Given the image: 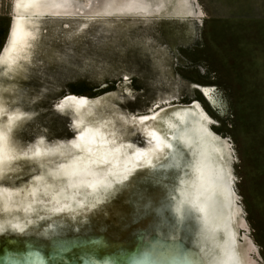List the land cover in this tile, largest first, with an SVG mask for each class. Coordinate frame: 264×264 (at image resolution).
I'll return each instance as SVG.
<instances>
[{
  "label": "bare ground",
  "instance_id": "obj_1",
  "mask_svg": "<svg viewBox=\"0 0 264 264\" xmlns=\"http://www.w3.org/2000/svg\"><path fill=\"white\" fill-rule=\"evenodd\" d=\"M132 3L143 6L144 11H125V6ZM204 16L198 0H10L8 22L0 45V105L9 110L7 114H23L24 119L17 123L15 131L30 121L33 108L26 107L25 103L34 104L46 87L50 71L69 62L71 57L78 58V62L88 60L90 55L84 51L86 44L95 46L93 54L98 56L94 62L99 80L106 76L103 73L106 68H113L119 76L114 80V88L95 94L66 91L53 101L54 111H75L76 114L71 116L70 135L49 139L42 130L35 133L32 140L24 142L15 131L11 134L8 149L19 158L5 165L7 178H0V219L4 213H31L29 210L33 207L35 210L27 217L32 224L21 223L25 224V232L20 233V240L15 241L14 236L9 235L12 224L3 226L6 239L0 243V255L36 251L42 257L41 264H125L126 256L139 249L146 237L153 236L157 228L163 229L155 209L171 202L174 214L166 213L172 223L175 215H186L184 224L188 225L189 234L182 233L189 242L198 234L202 235V231L207 232L208 227L216 229L212 243L201 246L208 257H213L211 263L254 264L255 260L249 255L253 247L248 236L243 233L240 242L237 240L238 230L244 231L245 222L232 185L229 140L212 130V119L198 98L200 96L224 115L227 103L223 93L210 84L178 80L173 71V65L178 61L174 53L178 42L187 47L195 42L197 29L204 25ZM159 23L168 24L174 34L184 37H170V44L162 46L156 37L145 33ZM14 29H19L23 38L18 45L19 58L9 70V56L17 55L11 52ZM101 31L109 37H95ZM135 45L140 49L141 59H147L158 74L152 83L168 85L170 89L184 83L198 96L184 101L178 94L170 93L152 98L143 108L127 110L121 106L119 101L123 98L134 99L132 76L127 70H119L124 59L109 61L102 58L100 52L106 56L114 52L129 59L127 52ZM77 66L81 64L77 63ZM199 70L204 72L202 67ZM99 83L105 84V81ZM61 105L62 110H58ZM142 116L149 119L141 120ZM6 123L4 114H0V130L6 131ZM88 129L99 133L97 144L93 146L94 149L99 147V152L93 159L110 150L112 161L93 164L94 171L103 175L109 170L122 171L125 166L133 169L130 179L122 184L115 182L117 176H109L113 187L107 192L103 188L93 192L90 188L68 187L69 181L60 167L79 155L85 156L87 162V154L74 149L71 141ZM152 133L162 141L159 148ZM37 148L45 154L35 159L27 158L32 157ZM53 149L55 151H50ZM172 151L181 157L177 170L169 167ZM137 153L147 155L140 160ZM149 160L154 167L148 166ZM220 175L228 188L227 225L217 213L220 212L217 206L216 211L212 209V215L209 209L212 201L217 203L216 179ZM36 176L43 180L35 181ZM134 177L143 183L138 185L133 180L134 185L124 196L130 204L128 211L122 216L119 213L114 226L108 227L101 219L90 220V215L102 210L106 212L107 204L119 194L118 190L127 187ZM73 194L75 200L70 199ZM98 198L101 202L93 209L91 205ZM189 198L196 199L197 207L185 203L181 212H177V205ZM76 201L83 202L85 207L78 208ZM64 204L71 205V210L64 213L50 211ZM53 233L72 234L80 239L74 244L49 243L48 237ZM84 234L91 239L84 240ZM42 235L47 236L42 238ZM114 238L124 243H110ZM130 240L135 243L132 250H129ZM229 246L234 260L226 250ZM25 262L22 258L17 260V264Z\"/></svg>",
  "mask_w": 264,
  "mask_h": 264
},
{
  "label": "rangeland",
  "instance_id": "obj_2",
  "mask_svg": "<svg viewBox=\"0 0 264 264\" xmlns=\"http://www.w3.org/2000/svg\"><path fill=\"white\" fill-rule=\"evenodd\" d=\"M198 1L205 15L204 25L197 29L198 36L188 47L178 42L174 52L178 61L173 65V71L178 80L199 81L220 90L227 103L224 115H221L218 108L206 104L197 92L184 83L183 86L174 87L175 89L152 83L158 74L147 59H141L140 49L136 45L129 48V59L114 52H110L108 56L100 52V56L109 61L121 58L126 60L121 62L119 70L130 72L136 92L134 99L129 101L125 97L119 101L127 110L143 108L152 98L170 93L178 94L184 101L191 96H198L207 116L212 119V130L229 140L232 185L245 222L244 231L238 230L237 240L242 239L245 233L253 247L249 253L250 258L256 261L253 260L254 264H264V37H243L246 28H252V31L258 29L259 35L263 34L264 0ZM9 2L10 0H0V44L8 22ZM145 33L156 37L162 46L170 44V37H184L182 34H174L165 23H159ZM100 34L95 37H109L104 31ZM94 50L92 43L86 44L84 51L90 55L88 60L78 62V58L71 57L62 67L50 71L46 87L34 104L25 103L26 107L33 108L31 115H37L38 119L28 121L24 135L19 134L24 142L32 140L38 131H44L46 121L53 128L49 139L71 134L66 129H60L62 116L52 112L50 105L66 91L87 94L102 92L95 91L92 87L98 82L93 83L94 79H98L94 62V58L98 56L93 54ZM74 61L81 66L78 67L77 63L74 65ZM199 67L203 68L204 73L200 72ZM59 69V73L65 77L61 80L54 74ZM103 73L106 76L100 81L116 83L114 80L119 76L116 70L106 68ZM111 88L114 87L111 85L108 89ZM137 140L140 141L138 138ZM134 179L135 177L107 204L106 212L98 211L90 215V220L101 219L108 227L114 226L118 216L125 215L128 211L130 204L124 196L134 185ZM136 183L141 185L143 181Z\"/></svg>",
  "mask_w": 264,
  "mask_h": 264
},
{
  "label": "water",
  "instance_id": "obj_3",
  "mask_svg": "<svg viewBox=\"0 0 264 264\" xmlns=\"http://www.w3.org/2000/svg\"><path fill=\"white\" fill-rule=\"evenodd\" d=\"M2 48L0 49V51ZM77 62L74 61V65ZM73 65V64H71ZM65 66V65H64ZM62 67V66H59ZM64 68H67L65 66ZM58 71V72H57ZM54 71V74H57L56 77L61 80L62 78H65L63 74H60L59 72L61 71L60 69ZM63 71V70H62ZM137 74V73H136ZM101 80V79H100ZM99 79H94L93 83L94 86H92L95 91H104V88L99 87L101 85ZM104 84V83H102ZM105 84L112 85V87L116 86V83H112L111 81H106ZM109 86V87H110ZM108 87V88H109ZM107 88V89H108ZM50 110L54 113H57L58 115L62 116V120L59 123V127L62 131L65 129L68 130L69 132L72 131V125L71 122L72 118L71 116L76 114L75 111L71 110L69 111H54L53 107L50 105ZM214 110V109H213ZM38 119L37 115H31L30 121H34ZM48 121H46V126H45V134L48 137L50 132L53 131V128L51 125H48ZM28 127V124L23 123L16 131L18 135L21 133L24 135L25 128ZM180 154L176 151H172L170 155V163H177L180 166ZM178 167H171L175 170L179 169ZM219 179V180H218ZM223 179V178H222ZM221 179V175L216 179V185L218 188V191L216 192V198H217V203L214 201L211 202L210 206V213L212 215V209L216 211L217 206L219 208L222 218V222L225 221L227 225V220H228V206H229V198H228V188L226 182H223ZM222 180V181H221ZM176 190V189H175ZM122 189L118 190V193H120ZM218 196V197H217ZM215 198V195H214ZM212 200V199H211ZM171 202H168L167 204H161L155 209V213L159 216L161 223L163 224V229L162 228H157L155 231V234L151 237H146L144 239L143 245L133 251L130 252L126 258H125V264H186V261L191 258L190 253L188 252V248L190 247L194 252H198L199 256L203 258L205 264H213L211 263V258L213 257H208L205 252H203L204 248H201L203 244L208 245L210 242L216 238V229L213 228H206L207 232L202 231L203 234H198V236L195 238V240H192L191 242L188 241L187 236L183 234L182 232H186V234H189V230L187 229L186 224H184L186 215H175L176 219L173 223L170 221L167 211H169V214H174L173 210H171L170 207ZM6 210V209H4ZM35 210V207L33 209L31 208L29 211L31 213H4L2 215V218L0 219V226H8L14 223H22V222H27V226L29 224H32V221L28 220L27 217L30 216V214H33ZM28 211V212H29ZM224 224V223H223ZM56 230V229H55ZM201 229H199L200 231ZM198 231V232H199ZM9 235L14 236L15 241L20 240L21 234L19 232L12 231L11 229L9 230ZM4 232H0V243L4 241L6 238H4ZM42 238H46L47 235H42ZM208 249L209 247L206 246ZM29 249V248H28ZM210 249V248H209ZM228 251V255L230 259L235 258L234 254L231 253L230 251V246L226 249ZM210 256V255H209ZM25 262V264H35V263H42V257L37 253L36 251H29L28 253H25L23 255H11L8 252H5L3 255H0V264H17V260L21 259ZM103 264H118V263H103Z\"/></svg>",
  "mask_w": 264,
  "mask_h": 264
},
{
  "label": "snow or ice",
  "instance_id": "obj_4",
  "mask_svg": "<svg viewBox=\"0 0 264 264\" xmlns=\"http://www.w3.org/2000/svg\"><path fill=\"white\" fill-rule=\"evenodd\" d=\"M125 11L132 12V11H144L143 6L139 4H129L125 6ZM22 32L19 29H14L12 32L11 37V52L16 53L17 55L15 57L9 56V59L7 61V64L9 66V70H11V67L14 66L17 62V59L19 58V49L18 45L20 44L22 40ZM6 52H8V49H5ZM125 80L128 78L125 77ZM110 85L108 84H101L99 87L107 89ZM207 95V93H205ZM65 99L74 100L76 97H66ZM86 99V98H85ZM159 107V105H157ZM58 110H62V105L58 106ZM9 110L5 108L3 105H0V114H4V118L6 119L7 123L4 126L6 128V131L0 130V178L6 179L7 176L5 174V165L11 164L14 160L18 159L19 157L13 155L9 149L8 144L11 138V134L15 131L17 123L24 119L23 114H7ZM141 120H148V116H142L140 117ZM75 127V126H74ZM153 139L156 142L157 147L159 148L162 144V141L156 136L155 133L151 134ZM99 136L98 132H95L91 129H88L86 131H81L75 139L71 141L72 147L74 149H77L80 153L87 154V162H85L86 158L83 155L75 156L73 157L68 163L62 164L60 167L63 170V175L68 179L69 184L68 187L73 189H81V188H90L93 192L97 191L100 188H103L105 192L112 189L113 183L108 179L109 176H117L118 179L115 181L118 184H122L125 181L130 179V176L132 174V168L125 166L122 171H113L109 170L106 174L101 175L100 173L93 170L92 165L93 164H108L112 163V161L109 159V151H105L102 156H99L97 159H93V157L97 156V153L99 152V147L94 149V145L97 144V137ZM101 142L103 141V138L100 137ZM42 142V141H41ZM170 147V146H169ZM55 151V149L50 150ZM45 153H42L39 148L35 150L32 157H27V154L25 153V156L29 159H35L37 157H41ZM147 155V153H137V156L140 160H143L144 157ZM147 164L149 167H154L152 165V162L149 160L147 161ZM179 165L177 163H170L169 167H178ZM118 167V164L116 165ZM163 166H161L162 171ZM34 180L39 182L43 180V177L36 176L34 177ZM35 192H33V195ZM68 198V197H66ZM70 199L75 200V194H73ZM101 199L98 198L96 203L92 204L91 207L94 209L96 207V204L100 203ZM59 203V201H57ZM190 204L193 208L197 207V201L195 198H189L185 201H181L180 204L177 205L176 211L181 212L182 205L183 204ZM76 205L78 208H84L85 204L80 201H76ZM66 210H71V205L64 204L63 206L59 207H53L50 211L53 213H64ZM201 211L203 209H200ZM12 230L17 231L19 233L25 232V224L21 223H14L11 225ZM5 229L0 226V232H4ZM80 239V236H74L72 234L68 235H62L59 233H53L51 236L48 237L49 243H57V242H64V243H76L77 240ZM84 240H90L91 237L87 234L83 235ZM31 245L30 241H26ZM110 243H116V244H122L124 243L123 240L119 238H114ZM129 244L131 245L129 250H132L135 248V243L133 241H129ZM0 252H2V247H0ZM188 252L190 253L191 258L186 261V264H205L202 257L199 256L198 252H194L190 247L188 248Z\"/></svg>",
  "mask_w": 264,
  "mask_h": 264
},
{
  "label": "crops",
  "instance_id": "obj_5",
  "mask_svg": "<svg viewBox=\"0 0 264 264\" xmlns=\"http://www.w3.org/2000/svg\"><path fill=\"white\" fill-rule=\"evenodd\" d=\"M243 37H264V31H263V34L260 36L258 29H256L255 31H252V28H246V29H244ZM202 73H204V72H202Z\"/></svg>",
  "mask_w": 264,
  "mask_h": 264
}]
</instances>
